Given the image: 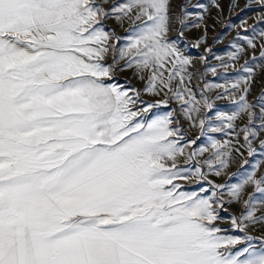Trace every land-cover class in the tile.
Here are the masks:
<instances>
[{
  "label": "snow or ice",
  "instance_id": "6c2138e0",
  "mask_svg": "<svg viewBox=\"0 0 264 264\" xmlns=\"http://www.w3.org/2000/svg\"><path fill=\"white\" fill-rule=\"evenodd\" d=\"M253 3L264 23V0ZM181 12L173 0H0V264H264V231L251 234L264 229L260 163L246 172L244 160L238 183L209 179L227 175L242 148L254 156L257 140L264 153V93L257 113L248 100L256 69L248 60L235 68L244 49L233 44L218 67L244 75L203 82L198 95L193 62L169 36L174 23L187 26ZM108 19L130 27L117 35ZM129 69L142 88L117 81ZM208 71L218 75L211 67L200 76ZM216 89L235 110L214 123L206 93ZM170 102L178 110L152 114ZM181 118L201 136L230 139L197 146ZM241 201L221 227L225 205Z\"/></svg>",
  "mask_w": 264,
  "mask_h": 264
},
{
  "label": "rangeland",
  "instance_id": "374dc122",
  "mask_svg": "<svg viewBox=\"0 0 264 264\" xmlns=\"http://www.w3.org/2000/svg\"><path fill=\"white\" fill-rule=\"evenodd\" d=\"M115 0H109V5L114 3ZM197 4H203L204 8H197ZM219 7H216V5ZM232 4H235V7H232ZM107 7V5H106ZM186 9V13L190 14L188 19L185 21L186 27H181L179 23L173 24V29L169 33L170 39L175 41L181 51L188 56L192 62L193 67L190 68V71L196 73V78L193 80V85H197L194 90L199 95L203 82L208 83H223L224 79H235L243 73L234 71L232 68L228 69L227 77L224 76L225 70L219 68L218 65L222 62L217 60L216 57H221L224 60H227L228 53L235 51L232 47L233 44L244 49V52L241 53V58L235 62V68L239 69L241 64L245 60L249 61V66H252L256 69L255 81L252 84L250 94L248 95V100L250 103L255 105L257 113L259 112L260 107V96L264 93V73H261L259 70V64L264 63V61L259 60L260 44L264 43L258 35L260 31H264V23L257 24V18L260 15V10L258 6L253 3V0H173V11L178 15H183L181 9ZM197 15L203 17L202 20H197ZM247 22L245 27L248 28V31L245 32L241 27L244 22ZM199 24V27L194 25ZM106 29H114L117 35L124 36L125 29L130 27V24L125 21L121 26L118 25L114 19H108L105 21ZM255 28V32L253 31ZM183 31V36L179 33ZM244 37L254 38L257 47L255 50L250 48ZM203 39V43H200L199 46H195L199 41ZM206 49H211V52L206 51ZM255 51L257 60L253 61L251 56ZM207 57V63L201 61L200 57ZM217 67V76H213L211 71H208L206 75L200 76L201 73L205 71L206 68ZM117 81L121 84H130L131 86L142 88L143 84L139 81L133 74V70L129 69L117 74ZM220 90H212L207 92L206 95L214 102V108L209 115L212 116L213 122L215 123V115L217 112H226L231 113L234 111V105L231 103L229 98L225 99H216V96ZM142 99L147 102H152L154 100L162 99V97H152L150 95H143ZM177 109V105L174 102H170L169 107L161 106L157 109H154L153 115H164L165 113ZM206 111V110H205ZM201 115H204L202 113ZM151 118V117H150ZM245 120H238L236 123L237 131L244 126ZM181 123L185 129V135L188 139H196L198 136L200 139L197 141V146H208L210 141L208 140L209 136H212L214 139L220 140L221 142L230 139L223 133H211L208 132L206 135L201 136L199 128L191 127L189 122L181 118ZM261 139H264V133L260 135ZM241 143H243V137H240ZM254 147L257 148V153L254 156H248L246 149H241L244 153L243 156L234 154L230 162L229 168L226 170L227 175L221 177H216L215 175H209V179L215 183H238L243 178V172L241 170V164L244 160H248L249 163L244 166L246 172H251L253 170V165L260 163V168L257 171V175L264 173V153L259 148L258 140L254 142ZM208 156V153H205L204 156L198 157L201 161ZM180 164L183 166L184 161L181 160ZM233 174H237L233 176ZM233 178L229 181V177ZM191 186V189L198 188L199 185L196 184H187ZM253 187L249 186L246 190L245 199H247V193H253ZM227 199V197H225ZM243 211V202L240 203H229L225 205V210L220 212V216L223 218L219 223L223 228H228L229 217L231 215H239ZM259 214V213H258ZM264 229H261L257 226L251 231L253 235H261ZM233 234H240L233 231Z\"/></svg>",
  "mask_w": 264,
  "mask_h": 264
},
{
  "label": "crops",
  "instance_id": "0c3cea01",
  "mask_svg": "<svg viewBox=\"0 0 264 264\" xmlns=\"http://www.w3.org/2000/svg\"><path fill=\"white\" fill-rule=\"evenodd\" d=\"M185 187L189 190H191V186H187V184L185 185Z\"/></svg>",
  "mask_w": 264,
  "mask_h": 264
}]
</instances>
